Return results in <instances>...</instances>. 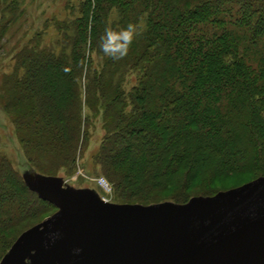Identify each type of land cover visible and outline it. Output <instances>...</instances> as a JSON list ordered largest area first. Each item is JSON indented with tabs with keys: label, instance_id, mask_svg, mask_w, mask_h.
Returning <instances> with one entry per match:
<instances>
[{
	"label": "trees",
	"instance_id": "obj_1",
	"mask_svg": "<svg viewBox=\"0 0 264 264\" xmlns=\"http://www.w3.org/2000/svg\"><path fill=\"white\" fill-rule=\"evenodd\" d=\"M58 26L1 80L29 167L75 168L98 120L91 159L113 202L185 203L264 174V0H82ZM55 210L0 158V259Z\"/></svg>",
	"mask_w": 264,
	"mask_h": 264
},
{
	"label": "water",
	"instance_id": "obj_2",
	"mask_svg": "<svg viewBox=\"0 0 264 264\" xmlns=\"http://www.w3.org/2000/svg\"><path fill=\"white\" fill-rule=\"evenodd\" d=\"M22 178L56 210L20 233L0 264H264V174L151 204L112 202L33 168Z\"/></svg>",
	"mask_w": 264,
	"mask_h": 264
},
{
	"label": "rangeland",
	"instance_id": "obj_3",
	"mask_svg": "<svg viewBox=\"0 0 264 264\" xmlns=\"http://www.w3.org/2000/svg\"><path fill=\"white\" fill-rule=\"evenodd\" d=\"M9 1L6 0L7 3ZM81 1L16 0L18 6L12 13L5 9L4 15L0 16V85L3 75L12 70L16 55L22 48L35 45L53 47L56 42H60L58 21L70 23L79 16ZM103 135L104 131L100 121L97 120L95 127L91 129L87 145L83 146L82 151L77 155L75 168L70 170L61 168L56 176L62 177L74 187L94 188L100 195L112 201V185L100 174L99 166L93 165L91 159ZM2 157H6L21 175L23 171L32 168L25 160L14 126L0 102V158ZM100 177L109 183L111 192L106 193L99 185ZM226 184L229 186L230 183Z\"/></svg>",
	"mask_w": 264,
	"mask_h": 264
},
{
	"label": "clouds",
	"instance_id": "obj_4",
	"mask_svg": "<svg viewBox=\"0 0 264 264\" xmlns=\"http://www.w3.org/2000/svg\"><path fill=\"white\" fill-rule=\"evenodd\" d=\"M131 32H132V26L129 25L128 32L123 36V39L128 41L129 43L131 42ZM104 51H105L106 54H109V55L112 54L111 51L109 49H107V48H105ZM124 54H125V52L122 51L121 52V56L124 55Z\"/></svg>",
	"mask_w": 264,
	"mask_h": 264
},
{
	"label": "built area",
	"instance_id": "obj_5",
	"mask_svg": "<svg viewBox=\"0 0 264 264\" xmlns=\"http://www.w3.org/2000/svg\"><path fill=\"white\" fill-rule=\"evenodd\" d=\"M99 185L103 188L106 193L111 192L109 183L102 177L98 178Z\"/></svg>",
	"mask_w": 264,
	"mask_h": 264
}]
</instances>
